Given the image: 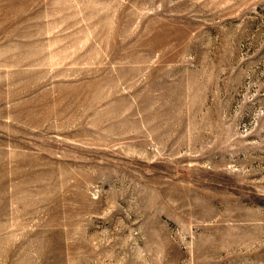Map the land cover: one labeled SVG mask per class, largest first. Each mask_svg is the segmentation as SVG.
I'll return each instance as SVG.
<instances>
[{"label":"rangeland","instance_id":"rangeland-1","mask_svg":"<svg viewBox=\"0 0 264 264\" xmlns=\"http://www.w3.org/2000/svg\"><path fill=\"white\" fill-rule=\"evenodd\" d=\"M0 264H264V0H0Z\"/></svg>","mask_w":264,"mask_h":264}]
</instances>
